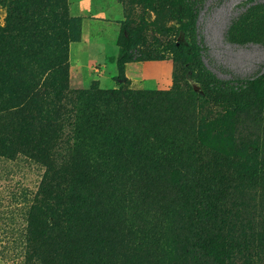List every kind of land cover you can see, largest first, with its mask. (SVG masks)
<instances>
[{
  "label": "rangeland",
  "instance_id": "374dc122",
  "mask_svg": "<svg viewBox=\"0 0 264 264\" xmlns=\"http://www.w3.org/2000/svg\"><path fill=\"white\" fill-rule=\"evenodd\" d=\"M68 1L81 21L69 48L70 89L95 80L118 89L132 131L162 148V168L139 183L162 206L214 204L230 223L206 224L205 231L215 228L233 242L228 264H264V0ZM126 19L140 30L134 45L142 57L126 64L128 79L121 80ZM174 43L197 44L200 54L176 61ZM13 87L0 53V264H54V216L41 209L52 202L43 189L46 167L22 125L32 115L19 109ZM129 90L166 95L137 102L125 96ZM147 213L144 219L155 220ZM167 213L156 214L164 230L186 234Z\"/></svg>",
  "mask_w": 264,
  "mask_h": 264
},
{
  "label": "trees",
  "instance_id": "16d2710c",
  "mask_svg": "<svg viewBox=\"0 0 264 264\" xmlns=\"http://www.w3.org/2000/svg\"><path fill=\"white\" fill-rule=\"evenodd\" d=\"M4 13L0 53L10 64V91L22 97L17 106L32 115L24 130L46 167L43 189L52 202L41 209L54 216V264H228L233 242L215 228L205 231L213 222L229 225L226 213L194 201L186 209L162 206L139 183L138 177L162 168V148L132 131L120 102L124 93L101 88L99 80L70 89L69 48L80 38L81 21L70 14L69 1L0 0ZM139 40L140 30L123 20L116 79L127 80L126 64L142 57L134 45ZM169 49L176 61L200 54L197 44ZM165 95L129 90L125 96L141 102ZM165 208L186 234L164 230L156 214ZM150 210L155 220L144 219Z\"/></svg>",
  "mask_w": 264,
  "mask_h": 264
}]
</instances>
